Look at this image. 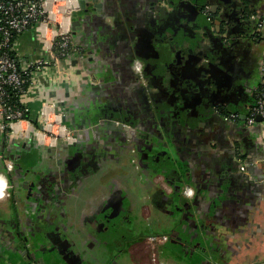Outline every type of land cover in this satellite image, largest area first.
Here are the masks:
<instances>
[{
    "label": "flooded vegetation",
    "instance_id": "1",
    "mask_svg": "<svg viewBox=\"0 0 264 264\" xmlns=\"http://www.w3.org/2000/svg\"><path fill=\"white\" fill-rule=\"evenodd\" d=\"M195 4L198 7L192 11H199V21L204 25H201L202 33L197 47L193 46L194 51H188L192 46L181 48L174 35L158 33L153 40L160 44V50H166L163 58H158L157 64L140 62L138 71L132 64L145 100L154 103L156 86L166 92L170 119L196 130L203 128L208 116L213 114L223 120L225 128L232 125L254 130L253 138L257 141L258 129L256 125H248L246 118L256 102L263 76L264 59L259 62V55L257 59L252 55L262 41L263 15L259 6L252 4V0H195ZM190 17L188 14L185 20ZM181 26L185 33L187 24ZM169 47L179 48L181 55L172 54ZM250 72L255 74L248 78ZM249 81L253 83L251 87ZM62 115L73 138L70 142L60 140L56 146L74 148L77 146L74 128ZM104 123L123 130L128 140L135 139L134 127L123 114L118 118H106ZM201 133L204 134L202 130ZM140 135L147 146L141 152L135 146L130 150V164L139 172L140 181H144L143 173L149 171V176L159 173L162 179L155 183L163 190V184L177 180L184 173L173 151L171 141L174 140L169 143L159 137V141L154 142L149 135ZM25 142L33 146L22 153L25 157H20L22 155L13 149ZM258 144L254 143L257 151L261 149ZM42 146H46V152L50 151L48 144H39L32 137L9 138L0 130V173L8 185L2 201L9 204V213L0 220V264H174L180 257L184 264H224L216 254L217 249L210 248L207 229L225 225L229 218L233 226L240 227L238 236L256 234L246 228L255 221L252 214L258 207H246L248 196H254L255 192L251 186H243L244 182L238 177L255 165L252 160L245 159L250 153L249 158L254 155L243 152L237 142L215 168L216 194L209 209L212 213L209 220L201 217L199 192L188 181L178 179L177 186L171 187L175 204L164 217H155L146 202L139 204L133 213L134 201L128 197L126 187L112 186V196L84 224L86 236L80 243L69 231L71 226L66 227V205L75 194L69 193L74 186L63 183L67 157L55 160L61 172L56 177L49 166H45L49 165V153L47 157L39 155L37 148ZM243 161L246 162L241 166ZM185 187L191 189V196L184 193ZM137 199L151 200V197L140 193ZM237 204L242 205L240 217L230 213L236 210ZM184 216L190 222L188 229L181 219ZM52 217L65 218L54 225ZM238 218L242 220L234 224ZM91 232L95 238L90 236ZM133 234L137 238L136 245L141 248L139 252L132 245L130 237ZM72 253L77 254V259Z\"/></svg>",
    "mask_w": 264,
    "mask_h": 264
},
{
    "label": "crops",
    "instance_id": "2",
    "mask_svg": "<svg viewBox=\"0 0 264 264\" xmlns=\"http://www.w3.org/2000/svg\"><path fill=\"white\" fill-rule=\"evenodd\" d=\"M84 1V8L79 5L72 13L74 36L72 33L71 36L75 51L59 59V65L41 69L34 76L28 95L22 98L23 102L28 104V114L35 123L41 107L52 101L55 104L54 109L64 114L65 119L74 128L76 147L68 149L65 146L49 145L48 152L46 146L37 148L42 157H47L49 153V165L45 166H49V170L55 173L56 177L60 176L61 172L55 160L60 156L67 157L68 166L65 167L63 183L74 186L73 192L71 190L69 193L75 194L66 205V227L71 226L69 231L74 233L73 238L80 243L83 236H86L84 224L91 220L102 204L112 196V186L126 187L128 197L134 201L131 206L133 213H136L139 204L146 202L155 217H164L167 210L172 209L175 204L171 187L177 186L178 179L188 181L199 192L201 217L203 220H209L212 215L209 209L216 194L215 168L222 162L224 154L232 152V145L237 142L243 152H253L254 155L249 158L251 153H247L245 159L248 162L252 160L255 165L238 174V177L244 182L243 186H251L255 192L254 196H248L246 200L249 204L246 207H258L252 214L255 223L251 221L250 226L246 228L248 231L254 230L253 233L256 234L238 236L240 227L233 226L227 218L225 225L207 229L208 240L210 248L217 249L216 254L220 255L217 254L224 264H263L264 182H260V179L264 178V128L256 125L259 135L256 141V138H253L254 130L251 132L232 125L225 128L223 120L213 114L208 116L209 120L203 128L196 130L181 121L172 120L166 92L155 86V101L147 102L132 69V64L136 61L156 63L158 58H163L166 50H160V44L153 40L158 33L174 35L184 48L197 45L203 29L201 25L204 24L199 21V11H192L198 7L195 0ZM253 1L252 4L258 5L263 15L260 27L262 41L252 52L256 59L259 55L260 62L264 59V0L254 3ZM188 14L191 17L187 21L185 18ZM182 23L188 26L184 30L185 33ZM13 52L21 65L44 55L42 41L33 27L15 38ZM252 74L250 72L248 78ZM86 82L91 84L89 89L83 87ZM252 84L249 81V87ZM34 106L36 108L33 115ZM119 114H123L133 125L134 140H128L120 128L104 123L106 118H118ZM140 134L149 135L150 141L154 142L159 141V137L169 143L174 140L171 141L173 151L181 162L184 173L179 175L177 180H168V184H163V190L155 183L162 179L159 173L153 176L148 175L149 171L147 174L143 173L144 181H140L137 177L139 172L130 164V150L135 146L141 152V149L147 146V141L142 139ZM254 143H260L261 149L257 151ZM31 146V142H25L13 150H17L22 155L20 157H25L26 154L22 153L31 150ZM245 162L243 161L241 166ZM39 166L42 167L41 164ZM146 168L149 169L148 166ZM0 178L6 185L4 195L0 197L1 220L3 215L9 213V204L2 201L7 195L8 185L2 175ZM140 193L150 196L151 200H138ZM241 207V204H237L236 210H230L231 215L240 217ZM64 218L52 217L51 222L56 225ZM181 219L184 228L188 229L190 222L187 216ZM239 219L242 220L238 218L234 224ZM89 234L95 238L94 233ZM130 239L133 247L139 252L141 248L136 245V235L133 234ZM77 254H73L75 259ZM178 260L174 264L183 263L181 257Z\"/></svg>",
    "mask_w": 264,
    "mask_h": 264
},
{
    "label": "built area",
    "instance_id": "3",
    "mask_svg": "<svg viewBox=\"0 0 264 264\" xmlns=\"http://www.w3.org/2000/svg\"><path fill=\"white\" fill-rule=\"evenodd\" d=\"M78 8L79 0H0V130L7 135L19 139L32 137L39 144L48 145L72 140L62 113L54 109L52 101L41 107L35 123L22 98L28 95L33 78L41 69L59 65V59L75 51L72 13ZM30 27L39 35L44 55L21 65L11 52L15 38ZM140 67L136 61L134 68L138 71ZM246 123L264 128V62L259 93ZM189 191V187L184 188L185 194L189 195Z\"/></svg>",
    "mask_w": 264,
    "mask_h": 264
},
{
    "label": "water",
    "instance_id": "4",
    "mask_svg": "<svg viewBox=\"0 0 264 264\" xmlns=\"http://www.w3.org/2000/svg\"><path fill=\"white\" fill-rule=\"evenodd\" d=\"M79 5L82 7V8H84V5H85V1L84 0H79ZM72 25H73V27L71 28V33H72V35L74 36V22L72 21ZM196 47H197V45H196ZM181 48H183V46L181 45ZM184 49V48H183ZM196 49V48H195ZM169 50H170V52L172 53V54H178L179 53V55H181V50L179 49V48H177V47H175V48H172V47H169ZM188 51H194L193 50V46L192 47H190V49L188 50ZM65 86V85H64ZM85 89H89L90 87H91V84H90V82H86L85 84H84V86H83ZM256 120L259 122V121H261V119L259 118V117H257L256 118ZM72 146V145H71ZM0 175H2L1 173H0ZM3 176V175H2Z\"/></svg>",
    "mask_w": 264,
    "mask_h": 264
},
{
    "label": "clouds",
    "instance_id": "5",
    "mask_svg": "<svg viewBox=\"0 0 264 264\" xmlns=\"http://www.w3.org/2000/svg\"><path fill=\"white\" fill-rule=\"evenodd\" d=\"M5 182L3 181L2 178H0V197L4 195V187H5ZM190 196L193 194L191 191L188 193Z\"/></svg>",
    "mask_w": 264,
    "mask_h": 264
},
{
    "label": "rangeland",
    "instance_id": "6",
    "mask_svg": "<svg viewBox=\"0 0 264 264\" xmlns=\"http://www.w3.org/2000/svg\"><path fill=\"white\" fill-rule=\"evenodd\" d=\"M35 108H36V107L34 106V109H33V112H32V113H33V115L35 114Z\"/></svg>",
    "mask_w": 264,
    "mask_h": 264
},
{
    "label": "trees",
    "instance_id": "7",
    "mask_svg": "<svg viewBox=\"0 0 264 264\" xmlns=\"http://www.w3.org/2000/svg\"><path fill=\"white\" fill-rule=\"evenodd\" d=\"M11 53H13V55H14V52L12 51ZM15 101V100H14Z\"/></svg>",
    "mask_w": 264,
    "mask_h": 264
}]
</instances>
